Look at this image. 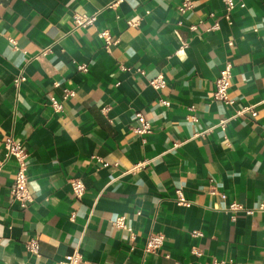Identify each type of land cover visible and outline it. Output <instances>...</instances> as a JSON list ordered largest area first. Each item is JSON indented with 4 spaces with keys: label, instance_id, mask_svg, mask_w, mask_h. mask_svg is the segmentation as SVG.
I'll use <instances>...</instances> for the list:
<instances>
[{
    "label": "crops",
    "instance_id": "0c3cea01",
    "mask_svg": "<svg viewBox=\"0 0 264 264\" xmlns=\"http://www.w3.org/2000/svg\"><path fill=\"white\" fill-rule=\"evenodd\" d=\"M111 1L0 0V137L12 132L26 147L33 196L20 206L11 195L9 158L0 169V264H58L74 248L78 264H211L214 257L264 264V211L233 219L225 209L234 199L247 206L264 200V0H235L230 18L223 0H194L185 13L181 0ZM73 11L97 17L74 28ZM200 19L218 20L220 28H189ZM102 29L117 41L106 46ZM226 60L233 103L213 98ZM77 62L88 70H77ZM21 68L25 79L16 88ZM160 72L167 85L159 92L147 78ZM63 87L74 95L62 99ZM48 94L62 100L61 111L51 109ZM244 106L257 114L233 116ZM136 111L151 132L132 129ZM138 160H145L140 169L124 172ZM73 176L85 185L79 198ZM211 178L226 197L209 192ZM177 187L190 205L176 202ZM121 214L132 241L112 223ZM151 231L165 233L157 252L143 250ZM35 236L38 255L24 245Z\"/></svg>",
    "mask_w": 264,
    "mask_h": 264
},
{
    "label": "built area",
    "instance_id": "2783aa9c",
    "mask_svg": "<svg viewBox=\"0 0 264 264\" xmlns=\"http://www.w3.org/2000/svg\"><path fill=\"white\" fill-rule=\"evenodd\" d=\"M122 0H112L108 6H113ZM227 12L225 16L230 18V11L235 7L236 1L235 0H223ZM242 5L245 4L244 1L241 2ZM194 7V0H181L178 4V9L181 13H185L188 10ZM213 14V13H211ZM97 17V11L94 12H85V11H73L71 14V20L73 27L85 26L88 24H92ZM131 23L130 21H128ZM202 25L206 26L207 30L211 29H218L220 28V23L216 20L213 23H208L205 19H200L198 22H192L189 24V28L192 30H198ZM98 35L101 36L104 40V44L106 46L110 45L111 43H115L117 38L112 39L108 29H102L98 31ZM10 41L13 43V46L16 47V40L14 38H9ZM234 40H229V44H233ZM50 46H46L41 48L39 52L35 53L33 57H39L40 55L44 54L47 50L50 49ZM232 66L233 63L230 60H226L224 66L220 69L219 74L215 78V88L213 91V98L217 100H222L226 103H233V99L229 95V88L231 86L232 81ZM76 69L81 72H86L88 70V65L85 62H77ZM139 72L143 73L144 70L142 68H136ZM25 79V74L23 69L21 68L18 73H16L13 77V83L16 88L19 87V84L22 80ZM147 82L149 85L153 86L159 92L167 85L166 77L163 73H158L152 77L147 78ZM54 86L60 85L58 80L53 81ZM75 91L69 87H63L62 99L68 96L74 95ZM48 102L53 111H61L63 109L62 100L58 99L53 94H48ZM159 100L166 105L171 103L170 99L163 97L160 95ZM106 106H103L101 109L104 111L106 110ZM190 108H193L191 106ZM246 110H251L254 115L257 114V111L252 108V106H244L238 108L237 111L233 116L238 114L244 113ZM135 117L138 123L132 126V129L140 134L151 132L152 131V124L149 120L144 116L141 111L135 112ZM189 117L196 118L197 116L193 113L189 114ZM232 117V115L230 116ZM229 117L222 118L219 121V124L223 129L226 128L227 121ZM208 129L197 132L196 134H205ZM181 141L175 142V145L180 144ZM92 159L99 161L103 166H107L109 164L117 165L116 161L109 162L105 160L102 156L98 154H91L90 156ZM13 158L15 160V171L12 179V184L10 186V193L14 199H16L20 206H26V204L32 200L33 196L28 187V175H27V168H28V151L24 146L22 140L15 136L12 132L4 134V136L0 137V169L4 166L5 162L9 159ZM145 164V160H138L134 162L129 168H127L124 172H135L140 169ZM210 186L209 192L212 194H219L221 197H226L227 194L224 191H221L213 182L212 178L210 179ZM71 189L73 190L75 196L78 198L82 196L85 185L80 177L73 176L68 179ZM176 202L179 204H186L190 205L191 200L187 198L183 189L181 187L176 188ZM227 211L231 213V217L233 219L236 218L237 213L239 211H244L247 213H254L256 210L264 211V200L261 201L257 206H247L244 203L240 202L239 200H231L227 206L225 207ZM138 212V211H137ZM73 216V212L71 213ZM112 223L120 228L127 229L129 233L130 240H134L135 232L134 230L126 224L125 216L123 214L116 216ZM194 234L200 233L199 230H194ZM165 240V233L162 231H151L148 232L144 245L143 250L145 252H157L161 246L163 245ZM25 248L38 255L39 254V239L35 237L28 238L24 241ZM133 247V244H130V248ZM192 252L194 254L200 255L202 254V250L198 246H193ZM82 259V255L77 248H74L71 252L64 254L63 258L58 260V264H78ZM230 259L226 258H218L214 257L211 260V264H227ZM175 264H194L191 261H179L176 260Z\"/></svg>",
    "mask_w": 264,
    "mask_h": 264
}]
</instances>
